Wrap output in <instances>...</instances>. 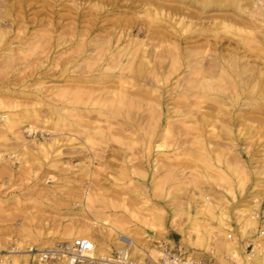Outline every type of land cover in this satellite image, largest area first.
Segmentation results:
<instances>
[{
  "label": "rangeland",
  "instance_id": "1",
  "mask_svg": "<svg viewBox=\"0 0 264 264\" xmlns=\"http://www.w3.org/2000/svg\"><path fill=\"white\" fill-rule=\"evenodd\" d=\"M259 209L264 0H0V247L72 234L237 264L197 233L227 217L246 257Z\"/></svg>",
  "mask_w": 264,
  "mask_h": 264
},
{
  "label": "built area",
  "instance_id": "2",
  "mask_svg": "<svg viewBox=\"0 0 264 264\" xmlns=\"http://www.w3.org/2000/svg\"><path fill=\"white\" fill-rule=\"evenodd\" d=\"M253 216L257 221L256 233L264 236V212L259 209ZM118 240L120 241L119 238ZM157 245L161 253L156 258L140 257L132 254L127 241H121V245L111 251L101 252L95 250V242L89 237H57L42 245L14 247L13 244L12 247H0V264H11L10 253L17 249L26 251L31 261L44 264H217L212 258H197L180 247H168L163 242H158ZM244 248L248 256L257 254L262 258L260 264H264V244L258 245L250 240Z\"/></svg>",
  "mask_w": 264,
  "mask_h": 264
},
{
  "label": "bare ground",
  "instance_id": "3",
  "mask_svg": "<svg viewBox=\"0 0 264 264\" xmlns=\"http://www.w3.org/2000/svg\"><path fill=\"white\" fill-rule=\"evenodd\" d=\"M97 1V0H96ZM184 1V0H183ZM106 8V7H105ZM122 8V7H121ZM175 8V7H174ZM123 9V8H122ZM122 11V10H121ZM153 17H155L158 12L157 11H153L152 12ZM147 16V14H146ZM148 18V17H147ZM151 20V19H149ZM153 22V21H152ZM150 23V22H149ZM153 24V23H152ZM151 24V25H152ZM150 25V24H149ZM158 27H159V24H157ZM161 27V26H160ZM150 29V28H149ZM154 30V29H153ZM154 34V33H152ZM159 35V34H158ZM161 37V36H160ZM164 37V36H163ZM172 37V36H171ZM170 37V38H171ZM173 40V39H171ZM156 41V39H155ZM156 46L157 45V42L155 44ZM168 46V45H167ZM174 46V45H173ZM177 46V45H176ZM181 46V45H180ZM157 48V47H156ZM155 48V49H156ZM178 48V47H177ZM176 48V49H177ZM161 49V48H160ZM166 49V48H165ZM166 51V50H164ZM163 52V51H162ZM171 57V56H170ZM174 58V57H173ZM180 67V66H179ZM110 84V83H109ZM122 87V86H120ZM143 93V92H142ZM144 95V94H143ZM150 96V95H149ZM152 96V95H151ZM154 98H157V97H154ZM122 99V98H121ZM116 101V100H115ZM153 101V100H152ZM127 102V101H126ZM116 103V102H115ZM147 105H150L147 103ZM154 106V105H153ZM141 108V107H140ZM5 117V116H4ZM7 117V116H6ZM8 118V117H7ZM139 122V121H138ZM137 125V123H136ZM134 125V128L135 126ZM138 128V126H136ZM168 128V127H167ZM112 129V128H111ZM139 129V128H138ZM131 130V129H130ZM168 130V129H167ZM125 131V130H124ZM123 132V131H122ZM132 133V132H131ZM133 143V142H132ZM94 144V143H93ZM43 147V146H42ZM215 218V217H214ZM227 217H216L217 220H219V222L222 224V226L224 228H222L221 231H214V230H210L208 231V234L204 235V233H197V236H196V242L195 244L198 246V247H201V246H208V248L210 247V243L211 241H214L215 242V247H214V250L215 252L218 253V255L220 256L219 257V260L221 262H224L223 259H224V255L221 254L222 251H226V255H229L231 257V259L235 260V262L237 264H260L262 261V258L259 257L257 254H254L253 256H246V257H243V253L241 251V243H240V240L239 238H235L233 235H232V226L230 225V223L225 220ZM195 222V221H194ZM193 222V223H194ZM205 222V221H204ZM99 223V222H98ZM206 224V223H205ZM256 224H257V221L255 219V216H251L250 218L249 217H242L240 216V219L238 220V225H239V233L241 234L242 237H246V236H255V240L257 242L258 245H263L264 244V236L256 233ZM207 225V224H206ZM110 228H114L113 225L109 224L108 225ZM116 229V228H115ZM75 235H69L67 238L70 239L72 237H74ZM83 236V235H82ZM88 236H90V234H88ZM236 236V235H235ZM86 237V236H85ZM126 239L125 236H123V239ZM189 240V238H188ZM215 240H218V241H215ZM192 241V239L190 240ZM200 241V242H199ZM198 242V243H197ZM194 243L192 242L191 245H193ZM213 246V245H212ZM195 248V247H193ZM197 249V248H196ZM211 249V247H210ZM213 250V249H212ZM11 251V250H10ZM15 251V250H14ZM15 252H18V251H15ZM15 252H12V253H15ZM161 253V250H158V249H153V256L154 258H156L159 254ZM11 254V253H10ZM228 256V257H229ZM152 257V256H151ZM16 262V261H14Z\"/></svg>",
  "mask_w": 264,
  "mask_h": 264
}]
</instances>
